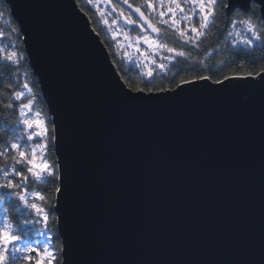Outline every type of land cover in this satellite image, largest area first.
Masks as SVG:
<instances>
[{"label":"water","instance_id":"95a60500","mask_svg":"<svg viewBox=\"0 0 264 264\" xmlns=\"http://www.w3.org/2000/svg\"><path fill=\"white\" fill-rule=\"evenodd\" d=\"M4 1L57 125L72 264H264V79L149 101L77 0Z\"/></svg>","mask_w":264,"mask_h":264},{"label":"snow or ice","instance_id":"6c2138e0","mask_svg":"<svg viewBox=\"0 0 264 264\" xmlns=\"http://www.w3.org/2000/svg\"><path fill=\"white\" fill-rule=\"evenodd\" d=\"M127 3V0H124ZM175 7H168L167 12L171 13L170 19L172 20V27L178 32L180 39L185 45H192L194 48H199L202 40L206 39L208 36V30L215 26L216 20L219 17L220 13L223 12L226 21L224 25V31L227 36H232L231 44L244 45L245 49L248 51H254L258 47H264V15L257 17V10L264 13V0H249L250 5H256V7H249L247 10L240 9L236 7L233 0H191V16L189 19L198 21L199 27H196L195 24H187L183 29H176V25L179 23V20L176 19L177 13L183 16L185 9L179 3V0H174ZM10 4V0H9ZM149 8L152 7V4L147 5ZM229 8L232 9V12L229 13ZM136 13H139L141 19L147 22L148 28L157 35L161 33V28L152 24L148 21V18L141 11L139 7L134 10ZM245 11L247 15H245ZM11 14V13H10ZM120 15L124 18L125 23L129 25H138L141 30H145L144 24L140 23L139 20L132 19L131 13L124 15L123 10L120 11ZM161 17H164L166 13L161 11L159 13ZM231 16V19L227 17ZM242 17V18H241ZM117 21L113 20L111 23L115 24ZM108 23V21H105ZM163 25H168L169 20L165 19L162 21ZM238 26H243V32L240 31ZM231 29H235L232 31ZM95 30V29H94ZM12 31L17 34V37L23 41L26 39L25 35H22V28L18 25L13 28ZM5 33L0 31V38L4 37ZM138 40H142L148 48H155L156 50H163L167 52V56H161V61L157 62L152 60L154 67H149L145 73L144 84L152 85L154 78L160 76L161 73L164 76L167 75L172 69H176L179 65L183 63H188L192 65H204L203 60H197L195 57H192L189 53H186L183 50H178L174 47H168L167 44L159 42L156 39H153L151 36H142L138 37ZM107 46V45H106ZM13 48L16 50L5 53L3 47H0V61H8L13 64H19L20 61L24 60L26 57V52L24 49L19 48L17 45L13 44ZM137 49L139 51V44H137ZM143 54V53H141ZM129 60H132V57H128ZM221 64L224 61H220ZM157 69L159 71H157ZM182 70V69H180ZM179 74V70L174 71L172 79L175 80V77ZM161 76V79L164 78ZM264 79V69L253 72H242L224 75L220 79H213L212 75H195L190 79H179L173 85L168 87H140L136 88L133 91L139 93H146L147 100H152L155 94L160 92H169L173 93L176 96H180L185 91V86L195 89L200 81H205L213 85H220L223 87L225 82L232 81L234 79L244 80V79ZM2 86V85H0ZM23 88L27 89L28 93H33V86H30L29 83H24ZM14 100H9V102L4 103L3 99H0V105L4 109L12 108L14 105L18 106L20 116L25 117L28 110V114L32 112L34 101L37 99L35 95H32L30 99L27 100V103H22L21 101L25 97V92L15 91L13 93ZM22 123L26 129L30 130L27 134V142H36V147L31 148L29 152L23 150L21 143H10L8 145V150H15L16 155L12 157V167L11 172L14 174V177L20 178V183H14L13 178H9L8 165H5L3 169H0L3 173V178L6 182L0 183V188L4 189H18L23 188V191H12L10 194L15 196L23 205L31 210H34L35 214L44 221L45 228L50 221L49 211L53 213V219L57 222L59 217L55 216L56 205L53 204L49 208L42 207L37 203H29L27 199V187L25 186L29 180L40 181L42 183H55L57 186L55 192L57 194L62 191V182H63V172L59 164V157L57 156L55 160H49L48 158V149L51 147L53 151L56 150V141L58 138V129L54 119L49 120L46 116H42L39 111L35 112L34 117L24 118L19 121ZM3 153L0 152V155ZM19 157V158H17ZM20 166V167H17ZM33 199H39L40 201H45L46 197L40 192L31 193ZM58 202V201H57ZM24 224H30L32 221L24 220ZM42 236H46L48 240H51V234L45 231L41 232ZM61 244L58 249L51 248L48 243H44L43 254L40 251L39 247H33L31 242L28 243H18L22 241V237L15 235L13 226L5 218L2 225H0V264H10L9 253L11 252V264H15L17 259H20V256L17 253L28 255L23 256V258L30 262V264H40L39 260H35L31 255L35 253L36 256L43 255L48 258L49 264H72L71 257L67 255V244L64 242L63 237H60ZM39 243V242H37Z\"/></svg>","mask_w":264,"mask_h":264},{"label":"trees","instance_id":"16d2710c","mask_svg":"<svg viewBox=\"0 0 264 264\" xmlns=\"http://www.w3.org/2000/svg\"><path fill=\"white\" fill-rule=\"evenodd\" d=\"M80 8L87 14L91 25L95 31L99 34L105 45L112 56L113 62L115 63L118 72L120 73L122 79L126 85L131 89H136L140 87H168L173 85L177 80L190 79L195 75H212L213 79H220L224 75L242 73V72H253L264 69V47H258L254 51H248L245 49L244 45L233 46L231 44L232 36H227L224 31V25L226 17L223 12L220 13L216 20L215 26L208 30V36L206 39L202 40L199 48H194L192 45L183 44L177 32L166 28L164 40L169 47L177 48L178 50H183L189 53L192 57L197 60H203L204 65H192L188 63H183L179 65L176 69H172L164 76L163 73L160 76L154 78L152 85L144 84L145 76L141 71L133 65H126L123 60L117 55V53L112 48V42L104 35L103 30H101L98 19L93 13H90L85 8V2L82 0H77ZM135 4V1H134ZM251 7H256V5H251ZM0 13L8 17L7 26H5V35L12 43H15L19 48L25 50L24 43L21 41L17 34L12 31L13 28L17 27L18 24L13 20L11 10L8 4L4 0H0ZM245 15L247 12L245 11ZM256 16L260 17L261 11L257 10ZM229 16L227 19H231ZM242 18V17H241ZM196 27H199L198 21L194 22ZM264 26V25H262ZM240 31L243 32V26H239ZM235 31V29H231ZM1 47V42H0ZM166 53V52H165ZM220 61H224L223 64ZM166 62V61H165ZM182 69V70H180ZM179 70V74L172 79L174 71ZM161 76H164L161 79ZM29 83L33 86L35 96L37 97L38 104L40 105L43 113L46 117L51 120L48 106L42 98V92L38 83V79L34 76L33 70L31 69L26 56L24 60L20 61L19 64H13L8 61H0V99H3L4 103L9 102V100H14L13 93L15 91H20L23 89L24 83ZM20 115L18 106L14 105L12 108L4 109L0 105V169H3L5 165H8L7 170H11L12 167V157L16 155L15 150H8V145L10 143H17L18 138L22 128L20 126ZM49 160H55V151L49 148L48 151ZM19 167V166H17ZM4 182L3 173L0 171V183ZM14 183H19L15 180ZM28 190L36 191L42 193L46 200L43 201V206L49 208L51 205L56 203V184L55 183H42L38 181L29 180L27 182ZM2 194L0 195V200L3 201V211L4 216L18 229V234L21 235L23 239H31L35 230L30 224H24V220H30L33 217L30 211H27L21 202L15 197H9V193L12 191H21V188L16 190H9L2 188ZM51 216V224L57 228V221L53 219V213L49 211ZM56 216V213L54 214ZM56 244L58 248L60 247L61 240L56 233ZM10 264H11V256ZM15 264H30L29 261H22L17 259ZM55 264V262L53 263Z\"/></svg>","mask_w":264,"mask_h":264},{"label":"rangeland","instance_id":"374dc122","mask_svg":"<svg viewBox=\"0 0 264 264\" xmlns=\"http://www.w3.org/2000/svg\"><path fill=\"white\" fill-rule=\"evenodd\" d=\"M82 1H86L88 5L91 6L93 10V14L98 19V23L100 24L99 26L101 27V30L105 32V35L112 42L111 43L112 48L114 49V51L117 53L120 59L123 60V62L126 65H129V64L133 65V67L139 69L141 73L145 76V73L147 72L148 68L155 66L152 64V60H156L158 63L159 62L167 63V61L165 62V61L160 60L161 56L168 55L167 52L165 53L163 50H156L155 48H148V46L145 45L142 40L137 39L138 37H142L143 35L133 33L132 26L125 23L124 18L120 15V11L123 9V5L122 7L119 6L118 4L119 0H82ZM146 1L147 2L149 1L152 4V7L150 8V12L153 13L154 15L161 17L159 13L161 11H164L166 15L162 18L169 20L168 28L171 29L172 31L177 32L172 27V20L170 19L172 14L167 12L168 7H173V8L175 7L174 0H145V2ZM179 3L185 9V12L183 16H181L179 12L177 13L176 19L179 20V23L175 27L176 29H183L187 24H193L195 20L194 18L189 19V17L191 16V0H179ZM123 12H124V15L126 16L127 14L125 12V9H123ZM113 20L117 22L115 24L111 23V21ZM105 21H108V23H105ZM7 22H8V17L0 13V31H3L4 33L6 32L5 26H7L6 25ZM166 28H167V25H166ZM156 40L166 44L164 39L163 40L156 39ZM0 42H1V47H3L5 53L16 50L15 48L12 47V45L15 43H12L13 41L9 40L8 37H6V35L0 38ZM137 44H139V51L137 49ZM26 56H27V53H26ZM129 56L132 57V60L128 59ZM157 71L159 70L157 69ZM20 91L25 92V97L21 101L22 103H27V100L30 99L32 95H35L34 90H33V93L31 94L28 93L27 89L25 88H23ZM37 111H39L42 116H46L43 113L36 99L33 104L32 112L28 114V110H25L26 116L25 117L20 116V120L24 118L34 117V114ZM19 115H20V112H19ZM20 126L22 128V131L20 133V137L18 138L17 143H21L23 146V150L26 152H29L31 148L36 147V142L32 141V142L25 143L27 139V134L30 130L26 129L22 123H20ZM9 178H13V182L17 180V182L20 183V178L14 177V174L11 172V170L9 171ZM4 182L6 181L4 180ZM25 186L27 187V199L29 203H37L38 205L44 207L43 201H40L39 199H33L31 193L34 191L28 190L27 184ZM13 190H16V189H13ZM21 191H23V188H21ZM8 196L11 197L12 194L9 193ZM3 204H4L3 201L0 200V225L3 224L5 218L7 219V217L4 216ZM21 204L23 205L22 202ZM25 209L27 211H30L33 215V217L30 218V221H32L30 225L34 228L35 232L32 235L31 239L22 238V241H19L18 243L31 242L33 247L40 248V251L42 254L44 252L43 245L45 242L48 243L51 248L58 249V246L56 244L57 243L56 238H55L56 233H57V228L51 224L52 219H51L50 214H49L50 221L47 224V228H45L44 221L41 219V217L35 214L34 210H31L27 207H25ZM7 221L9 220L7 219ZM11 225L13 226L14 234L21 236L17 233L18 229L13 224ZM42 231L50 233L51 240H48L46 236H42L41 235ZM17 255L20 256V259L25 262V259L23 258V256L28 255V253H24V254L17 253ZM31 255L34 257L35 260H39L40 264H49L48 258L44 257L43 255L36 256L35 253H32ZM10 256H11V252L9 253V257Z\"/></svg>","mask_w":264,"mask_h":264},{"label":"flooded vegetation","instance_id":"af4514ba","mask_svg":"<svg viewBox=\"0 0 264 264\" xmlns=\"http://www.w3.org/2000/svg\"><path fill=\"white\" fill-rule=\"evenodd\" d=\"M134 1H135V4H134ZM83 2H85V4H86L85 5V8L90 13H93V10H92L91 6L88 5V3L86 1H83ZM127 3L132 4L135 7L141 8L142 11L147 16V18L152 22V24L156 25L157 27H160L161 28V31H162V34L160 36H155V35H153V34L150 33V31L148 30V27L146 25H144L145 30H141L138 25L133 24V25H131L132 26L133 33H136V34H139V35H143V36H151L153 39L163 40L164 37H165L166 26L162 24V21L165 20V18L159 17V16L154 15L153 13L150 12V8L147 6L150 2L149 1L148 2L146 1L145 2V0H127ZM127 3H125L124 0H119L118 1V4H119L120 7H122V5H123V9H125V12H126L127 15L129 13H131L132 19L138 20L133 15V13L126 7V4ZM158 10H160V9H158ZM168 27L169 26L167 25V28ZM103 33L105 35V32L104 31H103Z\"/></svg>","mask_w":264,"mask_h":264},{"label":"bare ground","instance_id":"6f19581e","mask_svg":"<svg viewBox=\"0 0 264 264\" xmlns=\"http://www.w3.org/2000/svg\"><path fill=\"white\" fill-rule=\"evenodd\" d=\"M151 22V21H150ZM152 23V22H151Z\"/></svg>","mask_w":264,"mask_h":264}]
</instances>
